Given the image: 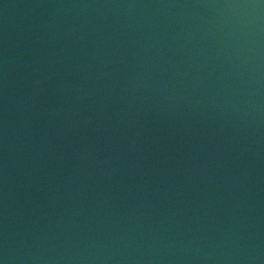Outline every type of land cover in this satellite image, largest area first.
Returning <instances> with one entry per match:
<instances>
[{
  "label": "water",
  "instance_id": "water-1",
  "mask_svg": "<svg viewBox=\"0 0 264 264\" xmlns=\"http://www.w3.org/2000/svg\"><path fill=\"white\" fill-rule=\"evenodd\" d=\"M0 264H264V0H0Z\"/></svg>",
  "mask_w": 264,
  "mask_h": 264
}]
</instances>
